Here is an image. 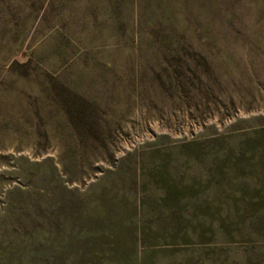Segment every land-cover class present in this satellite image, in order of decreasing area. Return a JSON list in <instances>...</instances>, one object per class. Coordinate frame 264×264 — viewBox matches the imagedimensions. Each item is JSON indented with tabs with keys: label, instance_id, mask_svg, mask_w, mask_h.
<instances>
[{
	"label": "rangeland",
	"instance_id": "rangeland-1",
	"mask_svg": "<svg viewBox=\"0 0 264 264\" xmlns=\"http://www.w3.org/2000/svg\"><path fill=\"white\" fill-rule=\"evenodd\" d=\"M0 264H264V0H0Z\"/></svg>",
	"mask_w": 264,
	"mask_h": 264
},
{
	"label": "trees",
	"instance_id": "trees-1",
	"mask_svg": "<svg viewBox=\"0 0 264 264\" xmlns=\"http://www.w3.org/2000/svg\"><path fill=\"white\" fill-rule=\"evenodd\" d=\"M15 65H18V63H13V67H15Z\"/></svg>",
	"mask_w": 264,
	"mask_h": 264
}]
</instances>
